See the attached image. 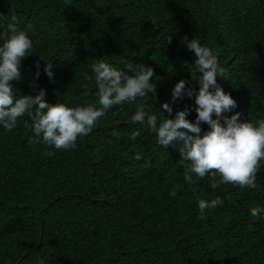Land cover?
Returning a JSON list of instances; mask_svg holds the SVG:
<instances>
[{"label": "trees", "instance_id": "16d2710c", "mask_svg": "<svg viewBox=\"0 0 264 264\" xmlns=\"http://www.w3.org/2000/svg\"><path fill=\"white\" fill-rule=\"evenodd\" d=\"M13 15L33 43L14 98L44 89L49 104L98 107L97 60L151 67L156 96L113 106L67 150L34 143L26 115L11 131L0 126V264H264V213L251 215L264 208V160L254 189H212L211 174L188 184L178 146L165 149L130 120L141 107L162 121L188 106L195 122L194 97L178 99L170 116L161 107L177 81L198 91L185 36L226 70L217 83L237 107L224 115L264 120V0H0V44ZM216 197L223 204L199 219L198 200Z\"/></svg>", "mask_w": 264, "mask_h": 264}, {"label": "clouds", "instance_id": "9594fccd", "mask_svg": "<svg viewBox=\"0 0 264 264\" xmlns=\"http://www.w3.org/2000/svg\"><path fill=\"white\" fill-rule=\"evenodd\" d=\"M26 27L31 29L32 25ZM3 35L6 39L0 44V126L11 131L16 128L18 118L26 115L31 123L25 121V126L31 128L35 137L34 143L42 142L56 150L72 149L77 138L89 134L113 106L134 102L138 97L149 94L156 96V84L152 79L155 73L151 67L122 61L125 67L121 70L103 60H97L90 67L94 73L98 107L49 104L45 100L44 89H40L35 96L14 98L12 82L22 80L21 63L23 58L29 55L33 43L27 32L18 27L15 15L11 17ZM170 42L169 38L168 43ZM182 42L195 55L191 74L192 80L198 82L199 88L197 91L186 87L188 82L180 80L172 90L171 103L165 102L161 107L170 116L173 112L171 105L178 99L183 96L194 97V111L197 114L195 122L186 118L190 110H193L188 106L177 111L175 118L165 117L162 121L157 115L146 112L141 107L130 120L155 134L158 144L165 149L178 146L180 159L188 162L184 172L186 183H195L193 175L203 179L211 174L212 189H218L222 184L254 189L256 175L261 168L260 162L264 160V120L258 121L257 124L242 121L240 112L231 117L225 116L224 113L237 107L236 101L217 83L216 77L226 70L220 66L212 50L202 46L198 40H189L185 36ZM36 68V77H39V62ZM44 72L50 80L53 79V65L46 64ZM197 72L201 75H196ZM32 86L35 88V82ZM201 124H207L209 130L202 132ZM119 135L117 132L113 133L116 139H119ZM140 135L141 129H137L130 134V138L135 141ZM45 155L51 156L53 152H47ZM134 159L140 160L141 155L136 154ZM144 166L150 165L145 161ZM178 188L179 185L169 195L175 198ZM222 204L220 197L210 201L198 200V218L204 219L206 210L215 209ZM262 213L264 208L251 209L252 216Z\"/></svg>", "mask_w": 264, "mask_h": 264}, {"label": "water", "instance_id": "95a60500", "mask_svg": "<svg viewBox=\"0 0 264 264\" xmlns=\"http://www.w3.org/2000/svg\"><path fill=\"white\" fill-rule=\"evenodd\" d=\"M177 82H179V81H177ZM169 118H171V117H169ZM25 254H26V253H25ZM25 254H24V255H25ZM24 255H23V256H24Z\"/></svg>", "mask_w": 264, "mask_h": 264}]
</instances>
